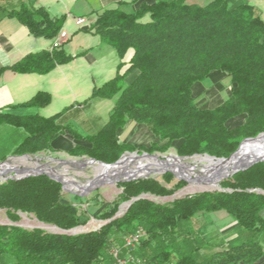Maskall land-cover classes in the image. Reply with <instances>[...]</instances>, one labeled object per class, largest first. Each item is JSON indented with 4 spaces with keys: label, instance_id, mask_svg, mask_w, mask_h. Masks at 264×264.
I'll list each match as a JSON object with an SVG mask.
<instances>
[{
    "label": "trees",
    "instance_id": "16d2710c",
    "mask_svg": "<svg viewBox=\"0 0 264 264\" xmlns=\"http://www.w3.org/2000/svg\"><path fill=\"white\" fill-rule=\"evenodd\" d=\"M7 13L34 36L47 39L64 30L66 21L65 15H53L44 6L23 4ZM88 31L112 46L119 59L116 75L101 86L95 85L87 100H116L106 124L96 133L83 135L62 121L68 108L48 117L12 112L19 107L48 106L51 93L39 91L28 101L0 108V124L25 132L16 154L52 151L55 139L68 132L78 140L67 151L69 155L107 163L117 161L126 151L164 153L175 143L181 156L227 158L244 139L264 132V18L249 0H212L205 5L157 0L143 3L133 12L117 5L99 13ZM68 40L59 48L31 52L2 67L0 78L6 69L47 74L69 63L75 56L64 48ZM213 71L230 77L231 94L213 109L201 108L193 87ZM241 115L246 117L243 124L228 125L230 119ZM129 120L147 125L156 140L148 146L121 142L119 130ZM184 185L186 181L171 172L161 178L122 181L119 196L101 201L102 209L95 216L105 224L89 232L50 233L0 224V264H111L110 250L139 229L146 237L136 254L148 264H254L264 256V193L258 192H264V162L224 179L223 190L197 192L170 203L140 198L116 216L124 202L142 194L170 196ZM99 197L97 193L95 198ZM0 209H5L13 222L20 220V213H28L63 230L87 222L78 208L64 199L62 184L47 175L1 182ZM220 211L232 217L236 232L221 250L202 256L196 240L200 235L192 221L200 214Z\"/></svg>",
    "mask_w": 264,
    "mask_h": 264
},
{
    "label": "crops",
    "instance_id": "0c3cea01",
    "mask_svg": "<svg viewBox=\"0 0 264 264\" xmlns=\"http://www.w3.org/2000/svg\"><path fill=\"white\" fill-rule=\"evenodd\" d=\"M157 0H0V69L10 66L31 52H38L44 49H51L53 40L45 37L34 36L29 28L15 17L8 15V10L20 8L27 4L35 7L44 6L56 16H66L64 25H68L71 17H85L91 23L97 15L107 8L121 5L129 12L136 11L143 3H154ZM212 0H209V2ZM190 4H207V0H187ZM256 5L262 12L264 18V0H257ZM93 33V32H92ZM87 51L76 54L75 57L66 64L58 65L47 74L39 73H17L11 69H6L0 78V108L8 105H15L31 99L37 92L46 91L51 93V103L41 109H47L52 102L57 103L56 113L68 108L62 115V121L80 134H93L100 130L107 122L110 113L115 105V99L90 98L96 83L93 77L92 83H87L84 88L80 78L83 76L80 59L87 63L96 62L95 53L103 50L101 40L95 41ZM112 47V46H111ZM113 48V47H112ZM114 49V48H113ZM115 50V49H114ZM116 52V50H115ZM117 54V52H116ZM133 51L126 57L129 61ZM86 59V60H85ZM118 65V64H117ZM117 67V66H116ZM117 71V68H116ZM134 75V74H132ZM129 81H131V77ZM115 76V75H114ZM232 83L230 77L221 71H213L203 82H198L193 87V95L196 103L201 108L213 109L223 103L231 94ZM86 90L85 92L83 90ZM79 100H84L79 104ZM113 101V102H112ZM70 107V108H69ZM35 108V107H34ZM28 108H14L17 114H40L29 112ZM38 109V108H37ZM26 111V112H25ZM24 112V113H22ZM53 113L52 115L56 114ZM50 115V116H52ZM48 117V115H42ZM245 115L237 116L229 120L230 127H236L244 123ZM14 128V127H13ZM21 129V128H15ZM119 140L135 146H148L156 138L149 127L145 124L136 123L129 120L126 125L119 130ZM77 139L70 133L61 134L53 142V153L66 152L74 147ZM264 216V211H263ZM213 221V220H211ZM235 223V222H234ZM233 226V225H232ZM230 236L228 239L232 238ZM254 264H264V256Z\"/></svg>",
    "mask_w": 264,
    "mask_h": 264
},
{
    "label": "rangeland",
    "instance_id": "374dc122",
    "mask_svg": "<svg viewBox=\"0 0 264 264\" xmlns=\"http://www.w3.org/2000/svg\"><path fill=\"white\" fill-rule=\"evenodd\" d=\"M249 1L252 4L257 3V0H249ZM207 3H209V0H207ZM74 15L75 16L71 17L70 23L66 25L64 29L69 33L70 36L69 40L64 44V48L66 49L67 52L75 56L76 54H81V52L87 51L89 47L95 45L93 44L95 41L99 42L100 37L90 31H84L83 30L84 25L79 26L76 24V18L80 16H78L76 12L74 13ZM90 24L91 22L88 21L86 25H90ZM95 56L97 60L94 63H89V62L87 63L82 59L78 61V62H84L81 68L82 71H84V74L80 78L79 83L83 85L84 88L86 87V90L88 89L87 83L88 84L92 83L93 77L96 78L97 85L101 86L104 82L112 79L114 75H116V68H117L116 66L119 62V59L115 50L110 45L104 43L103 50L97 51L95 53ZM86 90L84 89L83 91L85 92ZM83 101L84 100H79V104L83 103ZM55 105H57V103L52 102V104L45 110L44 109L40 110L33 107V109H30L29 111L27 110V113L29 112L36 113L39 111L42 115L50 116L53 113L57 112L55 111V109L57 108L55 107ZM20 108H28V107H20ZM12 112L17 113L16 111H12ZM24 137H25V132L23 129L18 130L8 124H0V163L4 160H7L11 156L23 155V154H16L15 149L23 141ZM177 144L178 143H175L169 151L164 152L162 154L164 155H168L170 153L178 154L176 151ZM36 155L42 157L41 162H46V161L50 162L51 160L49 157L62 159V160H57L60 164L59 166L60 170H63L65 174L67 175L69 174L70 176H72V178L77 183L85 184V182L87 183L94 176V170H93L95 167L94 163L75 162L78 160L81 161L88 159L89 156L84 155L80 157H75L69 155L66 152L53 153L51 151H42L40 153H36ZM36 155L31 154L32 157ZM72 160L75 163L72 162ZM188 161L195 166V169L197 171H201L202 169H204V165H199V166L196 165L194 163L193 158H189ZM51 165L55 167L57 166L55 162L51 163ZM132 165L133 163H129L121 167L124 169H129L132 167ZM22 169H26V168L21 167L17 169V171H21ZM27 169L30 170V167ZM15 171L16 170H11L7 173V175L14 174ZM165 173H158L157 170H152L149 171L148 174L146 175L154 178H161L162 175ZM192 177L197 178V174L193 173ZM198 180L200 181L191 182V183L186 182V185L178 189L173 195L170 196H155L151 194H146L145 197L156 203H170L177 198H183L187 195H192L197 192L215 191L214 188L213 189L206 188L207 184L201 182L200 177ZM1 182L2 180H0V183ZM120 182L107 183L104 186H100L90 191L86 195H82V196L76 195L71 191L63 189L64 199L66 201L72 202L78 208V210L81 212L83 219L87 218V222L85 224L79 225L71 230L65 231L63 229L58 228L55 225L43 223L39 221L34 214H28V213H20L21 215L20 220L13 222L8 218L5 209H0V224H10V225L17 224L27 229L41 228L46 232H50V233L79 234V233L89 232L92 230H97L102 225L105 224L104 220L95 217L100 213V210L102 209L101 201L110 202L115 200L122 192V189L119 187ZM73 188L74 187H72L71 189L78 191V189L76 188L73 189ZM97 193H99L100 195L99 199L95 198ZM76 196H78L80 199H78ZM123 210H125L124 207ZM192 225L194 227L195 232H197L200 235L196 237V240H198L199 245H201L200 253L202 256L210 254L213 251L221 250L224 247L225 240H227L230 236H232L233 233L236 232L234 220L224 211L200 214L193 219ZM122 245L123 244H121V246Z\"/></svg>",
    "mask_w": 264,
    "mask_h": 264
},
{
    "label": "bare ground",
    "instance_id": "6f19581e",
    "mask_svg": "<svg viewBox=\"0 0 264 264\" xmlns=\"http://www.w3.org/2000/svg\"><path fill=\"white\" fill-rule=\"evenodd\" d=\"M264 155V136H261L258 140L246 142L239 153L230 160H217L206 156H194V163L196 165H204V169L197 171L195 166L188 161V159H179L175 156H169L168 159L161 161L155 157H143L137 158L135 155L126 154L122 161L113 166H107L98 162H93L88 159L75 161L79 163L92 162L95 164L94 176L87 183H77L72 176L65 174L63 170H60V164L57 160L50 158V162H41V159L33 157H21L12 158L4 165L0 166V180L10 176L7 173L11 170H16L23 167L29 168L26 171H18L17 175H22L34 170H46L55 175H59L65 182L66 187L76 188L78 190H85L88 186L94 185L95 181L99 179L112 180L118 182L127 178L140 177L148 174L149 171L157 170L158 173L167 169H172L178 177H185L188 180L195 181L193 179V173L197 174L196 179H202L207 184L206 188H215L223 176L231 174L233 169L237 166L244 164L254 157ZM55 162L56 167L51 163ZM72 162H74L72 160ZM74 162V163H75ZM133 163L129 169H124L121 166ZM60 170V171H59ZM196 182V181H195ZM191 183V182H190ZM73 188V189H74Z\"/></svg>",
    "mask_w": 264,
    "mask_h": 264
},
{
    "label": "water",
    "instance_id": "95a60500",
    "mask_svg": "<svg viewBox=\"0 0 264 264\" xmlns=\"http://www.w3.org/2000/svg\"><path fill=\"white\" fill-rule=\"evenodd\" d=\"M83 30H84V31H88V30H89V25H85V26H83ZM261 136H264V132L260 133V134H259L258 136H256V137H249V138L244 139V140L241 142L239 148H238V149H237V150H236V151H235L230 157H227V158H226V157L217 158V157L212 156V155H209V154H194V155H192V156H181V155H179V154H173V153H170V154H168V155H164V154H162V153H160V152H153V153H150V152H146V151L139 152L138 150H135V151H126V152H124V153L121 155V157H120L117 161H115V162H113V163H107V162L99 161V160H97V159H95V158H92V157H89L88 160L93 161V162H98V163H101V164H104V165H107V166H113V165H115V164H118L120 161H122V159L124 158V156H125L126 154L135 155V157H137V158H143V157H145V156H147V157H155V158H159V160H161V161H164V160L168 159L169 156H172V155H174L175 157H177V158H179V159H188V158H192V157H194V156H206V157H209V158H212V159H217V160H230V159H232L233 157H235V156L239 153V151L241 150V148L243 147V145H244L246 142H248V141H255V140H258ZM35 155H36V154H35ZM25 156H27V157H32L31 154H27V153H26V154H23V155H14V156L9 157L7 160L2 161V162L0 163V166L4 165L7 161H9V160L12 159V158H21V157H25ZM33 158L42 159V157L37 156V155L34 156ZM49 158H51V159H53V160H62V159H58V158H54V157H49ZM258 162H264V155H263V156L260 155V156H258V157H254V158L250 159L247 163H244V164H242V165H240V166L235 167V168L233 169V171L231 172V174L226 175V176H223V177L220 179L219 183L217 184V186H215L214 190H223V188L221 187V184H220V182H221L223 179H227V178L233 176L234 174H236V173H238V172H240V171L247 170V169H249L251 166H253L254 164H256V163H258ZM24 171H26V170H25V169H22V170H21V172H24ZM165 172H171V173L174 174V176H175L178 180H184V181H186V182H188V183H190V182H195V181H196V182H199V181H200V180H198V179H196V178L193 179V180H195V181H192V180L190 181V180H188V179L185 178V177H178L172 169L164 170V171L161 172V173H165ZM17 173H18V171H15L14 174H12V175H10V176H7V177L3 178V179H2V182L6 181V180H9V179L19 180V179H23V178H25V177H29V176L47 175L49 178H51V179H53V180H55V181L61 183V184H62V187H63L64 190L71 191V192H73L74 194H76V195H80V196H82V195H86V194L89 193L90 191H92V190H94V189H96V188H98V187H100V186H104V185L107 184V183H112V182H114V181H112V180L99 179V180L95 181L94 185L88 186L85 190H83V191H75V190H72V189L66 187L65 182H64V180L62 179L61 176H59V175H55V174L51 173L50 171H46V170H34V171L27 172V173L22 174V175H17ZM149 177H150V176H148V175H146V176H140V177H133V178H127V179H124V180H119L118 182H120V181H131V180H137V179L149 178ZM201 182H205V181H203V180L201 179ZM258 192L264 193L262 190H258ZM145 195H146V194H142L141 196L135 197V198H133V199L130 200V201L124 202V203L120 206V209H119V211L117 212V215H116V216H120V215L124 214V213L126 212V210L131 206V204H132L134 201H136V200H138V199H140V198H147V197H145ZM123 207L125 208V210H123ZM65 231H66V230H65Z\"/></svg>",
    "mask_w": 264,
    "mask_h": 264
},
{
    "label": "built area",
    "instance_id": "2783aa9c",
    "mask_svg": "<svg viewBox=\"0 0 264 264\" xmlns=\"http://www.w3.org/2000/svg\"><path fill=\"white\" fill-rule=\"evenodd\" d=\"M88 20L85 17L76 18V24L86 25ZM69 33L66 30H62L57 35L52 44V48H59L69 39ZM146 237V232L143 229L136 230L124 237V243L122 246H115L110 250L112 257V264H148V260L144 257L136 254L142 239Z\"/></svg>",
    "mask_w": 264,
    "mask_h": 264
},
{
    "label": "flooded vegetation",
    "instance_id": "af4514ba",
    "mask_svg": "<svg viewBox=\"0 0 264 264\" xmlns=\"http://www.w3.org/2000/svg\"><path fill=\"white\" fill-rule=\"evenodd\" d=\"M106 222V221H105Z\"/></svg>",
    "mask_w": 264,
    "mask_h": 264
}]
</instances>
